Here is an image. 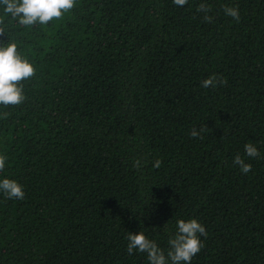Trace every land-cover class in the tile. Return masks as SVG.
Listing matches in <instances>:
<instances>
[{
  "label": "trees",
  "instance_id": "obj_1",
  "mask_svg": "<svg viewBox=\"0 0 264 264\" xmlns=\"http://www.w3.org/2000/svg\"><path fill=\"white\" fill-rule=\"evenodd\" d=\"M0 22L36 69L0 105V180L25 193L0 192V264H149L126 237L167 254L179 219L206 228L191 264H264V0H76L46 25Z\"/></svg>",
  "mask_w": 264,
  "mask_h": 264
},
{
  "label": "clouds",
  "instance_id": "obj_2",
  "mask_svg": "<svg viewBox=\"0 0 264 264\" xmlns=\"http://www.w3.org/2000/svg\"><path fill=\"white\" fill-rule=\"evenodd\" d=\"M76 0H0V8L5 15L16 20L21 26H34L37 24L46 25L51 21L60 19L65 12L74 8ZM178 7L188 4V0H173ZM198 12H202L205 22H212V16L208 15L211 6L205 3L199 4ZM225 15L232 17L237 22L240 20L238 7H225ZM5 28L0 22V35L5 34ZM36 69L18 52L17 44L9 41L5 46H0V105L16 106L24 102L25 96L22 82L32 78ZM226 84V80L212 75L205 79L202 86L208 88L215 87L217 84ZM204 128L199 131L193 129L190 135L193 138L200 137ZM245 152L248 157H257L259 151L253 144L245 145ZM6 158L0 155V172L5 168ZM233 163L240 167L243 174L251 171L252 165L245 163L239 155L234 158ZM160 160H156L153 167L159 168ZM137 170L141 168V160L137 159L133 165ZM0 192H3L9 199H24L23 187L15 180H0ZM166 227V225L164 226ZM200 236H207L206 228L197 219H179L176 222V232L168 239V251L165 254L155 241L146 237L143 231L139 234L130 233L127 252L133 254L134 250L146 253L149 264H191L195 255L202 247Z\"/></svg>",
  "mask_w": 264,
  "mask_h": 264
}]
</instances>
